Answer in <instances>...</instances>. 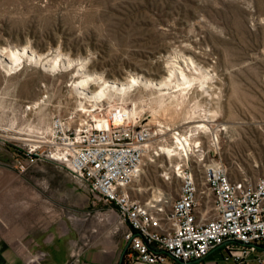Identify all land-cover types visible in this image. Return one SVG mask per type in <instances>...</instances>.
Returning <instances> with one entry per match:
<instances>
[{
	"label": "rangeland",
	"instance_id": "374dc122",
	"mask_svg": "<svg viewBox=\"0 0 264 264\" xmlns=\"http://www.w3.org/2000/svg\"><path fill=\"white\" fill-rule=\"evenodd\" d=\"M16 50L22 58L10 64L7 54ZM173 62L210 80L181 95L161 87ZM82 73L129 94L94 104V84L82 99L73 87ZM159 93L176 96L166 110L154 102ZM115 105L136 107L139 125L156 134L131 186L141 200L164 190L176 197L179 158L160 152L174 146L172 130L199 142L189 168L211 160L219 130L231 179L264 175V0H0V240L25 244L49 226L56 234L71 229L76 239L90 225H110L66 166L44 159L43 147L26 154L48 139L52 118L76 129ZM201 122L209 132L195 127Z\"/></svg>",
	"mask_w": 264,
	"mask_h": 264
},
{
	"label": "built area",
	"instance_id": "2783aa9c",
	"mask_svg": "<svg viewBox=\"0 0 264 264\" xmlns=\"http://www.w3.org/2000/svg\"><path fill=\"white\" fill-rule=\"evenodd\" d=\"M123 108L115 105L76 129L66 118L54 117L48 139L26 155L32 158L43 147L44 159L66 166L90 192L91 204L114 214L116 224L127 228L122 264H208L206 257L218 248L230 264H264V175L254 181L246 176L232 180L219 152L217 130L210 138V161L194 160L189 168L190 150L186 155L179 149L172 175L179 181L176 197L164 190L141 200L136 196L141 189L131 186L156 134ZM172 131L174 140L181 137Z\"/></svg>",
	"mask_w": 264,
	"mask_h": 264
},
{
	"label": "crops",
	"instance_id": "0c3cea01",
	"mask_svg": "<svg viewBox=\"0 0 264 264\" xmlns=\"http://www.w3.org/2000/svg\"><path fill=\"white\" fill-rule=\"evenodd\" d=\"M102 216L110 225H90L76 239L70 238L71 229L56 234L49 226L39 231L43 238H33L25 244L0 240V264H119L127 228L116 224L114 214L103 212ZM224 254L218 248L205 261L216 264L217 259L224 261Z\"/></svg>",
	"mask_w": 264,
	"mask_h": 264
},
{
	"label": "bare ground",
	"instance_id": "6f19581e",
	"mask_svg": "<svg viewBox=\"0 0 264 264\" xmlns=\"http://www.w3.org/2000/svg\"><path fill=\"white\" fill-rule=\"evenodd\" d=\"M23 54H25L23 52ZM8 57V62L10 64H18L22 58V55L20 54L19 51H9V53L7 54ZM58 65V61L56 59H52V68H55ZM12 69V68H10ZM169 75L166 77V79L164 81H162L160 83L161 87H176L178 93L181 95L185 90L189 89L192 84H194L195 82H199L200 85H202L203 83H206L209 78L206 75H202L201 78H197V77H193L191 78L190 76H188L182 69L181 67L173 62V64L170 65L169 69H168ZM81 76V78L78 80V82H76L74 84V90H78L80 91V96L82 99L87 98L85 94H83L84 92H87L91 89L92 85L96 84L98 90L94 91L92 93V97L91 99H93L94 104L95 103H99L102 102L104 100L105 97H109V99L114 100V98H118L121 101H124V99L128 96L129 94V88H123L121 90H115V91H111L108 86L105 84V82L101 80L100 76H95L92 77L88 74H84ZM210 80V79H209ZM100 81V82H99ZM129 85L134 86L136 85L135 80H132L129 82ZM175 95L174 96H169L168 98H165L164 94L159 93L156 98H155V103L157 104V106L159 107V109H165L166 110V104L165 101L167 99H170L169 101L171 102L172 99H175ZM91 105L92 107H94L95 105ZM112 107V106H111ZM124 111L127 113L128 117L133 118L136 120V118H138V111L136 110V107H132L130 109L124 107L123 108ZM82 111L86 112V110L84 109V107L82 106ZM205 121V120H203ZM197 129L201 130V133H207L210 131V127L205 124V122H201L199 123L197 126H195ZM223 130L226 131L227 127L223 126L222 127ZM199 144V142L197 141H193L191 140V138L189 137H185V136H181V137H176L174 146L171 147H160V152L164 155H166L169 159H172V157H174L175 155L180 156V152L179 149H183L184 152L186 153V155H188V150H190V152H192V148L191 145H195L197 146ZM148 146V145H147ZM139 189V188H138Z\"/></svg>",
	"mask_w": 264,
	"mask_h": 264
},
{
	"label": "water",
	"instance_id": "95a60500",
	"mask_svg": "<svg viewBox=\"0 0 264 264\" xmlns=\"http://www.w3.org/2000/svg\"><path fill=\"white\" fill-rule=\"evenodd\" d=\"M127 247H128V243L126 244V246H125V248H124V250H123V252L119 258V264H122V262H123V257H124V254L126 252Z\"/></svg>",
	"mask_w": 264,
	"mask_h": 264
},
{
	"label": "trees",
	"instance_id": "16d2710c",
	"mask_svg": "<svg viewBox=\"0 0 264 264\" xmlns=\"http://www.w3.org/2000/svg\"><path fill=\"white\" fill-rule=\"evenodd\" d=\"M126 253V252H125ZM125 255V254H124ZM224 258V257H223ZM224 260H225V258H224ZM123 263V262H122Z\"/></svg>",
	"mask_w": 264,
	"mask_h": 264
}]
</instances>
